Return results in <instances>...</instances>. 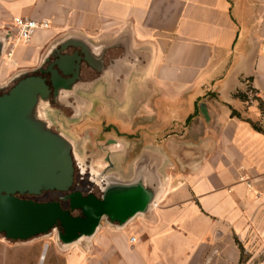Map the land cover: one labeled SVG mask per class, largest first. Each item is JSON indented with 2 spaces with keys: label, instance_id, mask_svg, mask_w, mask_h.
Returning a JSON list of instances; mask_svg holds the SVG:
<instances>
[{
  "label": "crops",
  "instance_id": "1",
  "mask_svg": "<svg viewBox=\"0 0 264 264\" xmlns=\"http://www.w3.org/2000/svg\"><path fill=\"white\" fill-rule=\"evenodd\" d=\"M15 16L51 27L10 56L4 47L0 86L84 41L91 64L42 104L45 119L79 162L107 159L105 180L139 174L160 189L150 213L102 231L93 259L65 264H252L264 247V130L253 126L264 129V0H0V37ZM33 261L37 245L0 238V264Z\"/></svg>",
  "mask_w": 264,
  "mask_h": 264
},
{
  "label": "water",
  "instance_id": "2",
  "mask_svg": "<svg viewBox=\"0 0 264 264\" xmlns=\"http://www.w3.org/2000/svg\"><path fill=\"white\" fill-rule=\"evenodd\" d=\"M16 36L13 26L3 31L0 60L4 47L10 50ZM70 46H79L82 51L62 53ZM57 53L48 66L19 73L0 86V234L7 242H28L54 230L65 245L90 240L103 221L123 228L136 216L150 213L159 201V187L152 180L145 182L139 174L125 181L108 177L101 199L71 194V208L81 209L83 217L73 215L59 201L39 202L20 196L66 192L75 181L74 145L61 132L52 130L42 104L52 101V90L54 98L72 92L79 82L82 62L91 64L92 56L89 45L81 40L64 42ZM45 73L51 74V84L42 75Z\"/></svg>",
  "mask_w": 264,
  "mask_h": 264
},
{
  "label": "rangeland",
  "instance_id": "3",
  "mask_svg": "<svg viewBox=\"0 0 264 264\" xmlns=\"http://www.w3.org/2000/svg\"><path fill=\"white\" fill-rule=\"evenodd\" d=\"M88 160V170L86 171L87 174H82L80 170H77V173L75 175V181L80 182L82 181L83 176H85V179L88 181V177L92 176L95 181L100 182L101 176L107 171L110 173L112 172V169L107 166L105 168V165L107 163V159L104 161H98L99 159H87ZM87 168V167H86ZM78 169V168H77ZM84 171V170H83ZM92 172L91 174H89ZM89 175V176H87ZM87 176V177H86ZM59 197L58 193L51 192L49 194V198L56 199ZM103 226L97 233V235L90 239H82L79 242H75L72 244L65 245L62 243V241L59 239V232L58 230L52 231L48 235H41L34 239L28 240V242H7L8 244H19V245H37V251H38V263L37 264H65L67 263V258L69 255H72L73 253L81 252L82 254L85 253L87 260H91L94 258L95 253L94 249L98 247V243L96 242V238L102 234V231H109V229L113 228L111 225L107 224L105 221H103ZM3 237L0 234V238ZM45 254V259L41 260L42 254ZM245 257L249 258L250 254L244 255ZM264 261V247L262 252L256 254L255 259L253 260L252 264H259ZM34 264V261L32 262Z\"/></svg>",
  "mask_w": 264,
  "mask_h": 264
},
{
  "label": "flooded vegetation",
  "instance_id": "4",
  "mask_svg": "<svg viewBox=\"0 0 264 264\" xmlns=\"http://www.w3.org/2000/svg\"><path fill=\"white\" fill-rule=\"evenodd\" d=\"M82 69H83V62L81 64L79 79L81 78ZM42 75L45 76L47 78V81L50 83L51 74L50 73H45V74H42ZM0 93H2V92H0ZM53 95H54V92L52 90L51 96L53 97ZM52 103L55 104V101L53 100ZM52 130L55 131V132H59L53 126H52ZM107 130H109V127H107ZM73 158H74L75 172L77 173V170H80L82 172V174H84V175L87 174L86 171L88 170V160L86 162H83V163L79 162L75 158L74 150H73ZM89 174H91V172ZM87 176H89V175H87ZM106 185H107L106 184V180L102 176H101L100 182L95 181V179H93L92 176H89L88 177V181H87L85 179V176H83L82 181H80L79 183L74 181V184L71 187V189L69 191H66V192L43 191L41 194H37V195H34V194L33 195L23 194V195H20V196L23 197V198H27V199H33V200L39 201V202H46V201L56 200V201H59L61 203L63 208L69 209L73 215L82 216L83 217L84 215H83V212L81 211V209H72L71 208V202H72L71 194L80 193L83 197H87L89 195H95L97 198L101 199L103 194H104L103 188ZM51 192L58 193L59 197L56 198V199L49 198V194ZM59 230L63 231V228L61 226H59Z\"/></svg>",
  "mask_w": 264,
  "mask_h": 264
},
{
  "label": "built area",
  "instance_id": "5",
  "mask_svg": "<svg viewBox=\"0 0 264 264\" xmlns=\"http://www.w3.org/2000/svg\"><path fill=\"white\" fill-rule=\"evenodd\" d=\"M12 25L17 30V36L16 41L9 50V56L13 54L17 43H28L37 30L49 29L51 27V22L47 19L39 21L29 17L15 16L12 20ZM135 240V237L131 238V241L134 242ZM259 264H264V261Z\"/></svg>",
  "mask_w": 264,
  "mask_h": 264
},
{
  "label": "trees",
  "instance_id": "6",
  "mask_svg": "<svg viewBox=\"0 0 264 264\" xmlns=\"http://www.w3.org/2000/svg\"><path fill=\"white\" fill-rule=\"evenodd\" d=\"M237 96H239V97H243L244 95H243V93H237ZM235 113L237 114V112L235 111ZM253 126L257 129V130H261V131H263L264 129L261 127V126H259L257 123H253Z\"/></svg>",
  "mask_w": 264,
  "mask_h": 264
},
{
  "label": "bare ground",
  "instance_id": "7",
  "mask_svg": "<svg viewBox=\"0 0 264 264\" xmlns=\"http://www.w3.org/2000/svg\"><path fill=\"white\" fill-rule=\"evenodd\" d=\"M44 258H45V256L43 255L41 259L43 260Z\"/></svg>",
  "mask_w": 264,
  "mask_h": 264
}]
</instances>
